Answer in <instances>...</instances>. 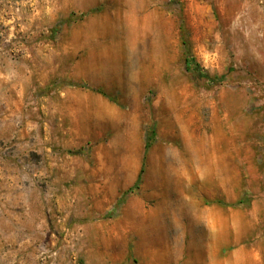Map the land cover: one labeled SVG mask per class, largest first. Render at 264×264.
<instances>
[{
  "label": "rangeland",
  "instance_id": "1",
  "mask_svg": "<svg viewBox=\"0 0 264 264\" xmlns=\"http://www.w3.org/2000/svg\"><path fill=\"white\" fill-rule=\"evenodd\" d=\"M132 11L139 36L125 30L124 14ZM140 13L160 25L148 29ZM84 24L97 36L86 38ZM91 45L100 80L114 89L97 90L141 120L130 143L142 156L137 188H153L163 153L176 166L204 169L211 159L215 170L228 171L227 198L200 196L229 206L228 238L217 253L175 254L188 240L116 238L75 215L77 202L92 203V192L72 190L78 175L63 176L55 164L82 156L88 145L52 144L44 105L52 90L81 84L72 70L92 74L75 67ZM189 55L224 79L187 70ZM3 64L21 71L0 76V199L69 206L65 218L49 213L38 223L35 264H264V0H0ZM150 129L154 140L145 149Z\"/></svg>",
  "mask_w": 264,
  "mask_h": 264
},
{
  "label": "crops",
  "instance_id": "2",
  "mask_svg": "<svg viewBox=\"0 0 264 264\" xmlns=\"http://www.w3.org/2000/svg\"><path fill=\"white\" fill-rule=\"evenodd\" d=\"M83 27L86 38L97 36L89 33L94 28L85 24ZM78 50L68 49L70 54ZM94 54L91 45L75 65H83L92 74L85 77L72 70V75L81 80L78 81L81 84L62 85L52 90L50 99L46 95L44 105L45 125L52 144L62 148L88 145L89 150H83L82 156H62L55 164L63 176L67 174L74 178L78 175L75 181L72 180V190L92 192V203L79 206L77 202L75 215L88 217L94 227H102L116 238L140 239L145 235L144 238L188 240L181 242L180 247L174 242L172 247L180 248L173 252L175 254L188 253L190 248L196 255L208 253L209 248L214 249L209 252L217 253L223 240L228 238L229 206L217 201L204 203L200 196L227 198L230 189L228 171L215 170L211 159L204 169L185 165L183 161L176 166L163 153L156 162L158 175L153 188L147 190L145 182L141 187L132 188L141 171L142 156L131 149L130 143L140 130L141 120L138 114L129 113L117 100L106 95L114 89L100 80ZM11 71L19 78L21 70L18 66H0L4 81ZM103 87L106 94L97 90ZM17 93L21 94L20 87ZM65 169L67 173H64ZM149 199L153 201L149 203ZM20 203L0 199V264H35L38 223L42 226L49 213L65 218L66 214L62 213L69 210L63 202L55 206L37 199ZM199 242L203 245L198 248Z\"/></svg>",
  "mask_w": 264,
  "mask_h": 264
},
{
  "label": "trees",
  "instance_id": "3",
  "mask_svg": "<svg viewBox=\"0 0 264 264\" xmlns=\"http://www.w3.org/2000/svg\"><path fill=\"white\" fill-rule=\"evenodd\" d=\"M186 68L187 70L192 71L195 75H197L200 78H204L207 81L210 82H220L224 79V74L221 75H211L209 74L204 68H202L193 58L191 55H189L187 58H185ZM154 140V132L152 129L147 130L145 135V142H144V148L147 149ZM140 180V174L136 180V182L133 184L132 188H136L138 186ZM238 201L237 203H239Z\"/></svg>",
  "mask_w": 264,
  "mask_h": 264
},
{
  "label": "bare ground",
  "instance_id": "4",
  "mask_svg": "<svg viewBox=\"0 0 264 264\" xmlns=\"http://www.w3.org/2000/svg\"><path fill=\"white\" fill-rule=\"evenodd\" d=\"M156 12V11H155ZM158 13V12H156ZM153 14V13H152ZM156 15V14H155ZM152 16V15H151ZM154 17V16H152ZM124 22H125V30L127 33H129L130 31L133 33H137L136 36H139L140 31L142 32V26H139L138 28L136 27V19H135V14L132 12L128 13L127 15L124 14ZM138 19H147L148 20V24H147V28L148 29H152V26L154 25L155 27L160 25V21L157 20L155 17L150 18L148 15H145L144 18L141 17V13L138 15ZM158 29V28H157ZM152 31V30H151ZM153 212H151L152 215ZM149 232V231H148ZM143 235V234H142ZM145 237V235H143ZM140 238L142 241H146L145 239L150 241V237L149 238ZM189 244H186V246H188ZM203 245V242H199L198 243V248Z\"/></svg>",
  "mask_w": 264,
  "mask_h": 264
}]
</instances>
